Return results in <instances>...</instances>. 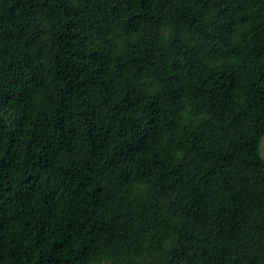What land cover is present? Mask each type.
Segmentation results:
<instances>
[{
  "label": "trees",
  "instance_id": "trees-1",
  "mask_svg": "<svg viewBox=\"0 0 264 264\" xmlns=\"http://www.w3.org/2000/svg\"><path fill=\"white\" fill-rule=\"evenodd\" d=\"M264 0H0V264H264Z\"/></svg>",
  "mask_w": 264,
  "mask_h": 264
},
{
  "label": "rangeland",
  "instance_id": "rangeland-1",
  "mask_svg": "<svg viewBox=\"0 0 264 264\" xmlns=\"http://www.w3.org/2000/svg\"><path fill=\"white\" fill-rule=\"evenodd\" d=\"M260 150H261V155L264 158V138L262 139Z\"/></svg>",
  "mask_w": 264,
  "mask_h": 264
}]
</instances>
